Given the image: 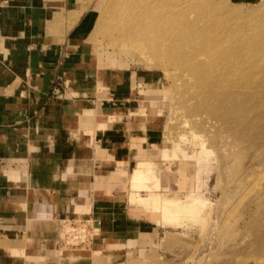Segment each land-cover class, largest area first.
<instances>
[{
	"label": "crops",
	"instance_id": "0c3cea01",
	"mask_svg": "<svg viewBox=\"0 0 264 264\" xmlns=\"http://www.w3.org/2000/svg\"><path fill=\"white\" fill-rule=\"evenodd\" d=\"M94 4L0 0V264H114L118 238L149 237L103 177L128 179L161 135L131 72L100 67ZM70 221L97 224L89 249L64 242Z\"/></svg>",
	"mask_w": 264,
	"mask_h": 264
},
{
	"label": "rangeland",
	"instance_id": "374dc122",
	"mask_svg": "<svg viewBox=\"0 0 264 264\" xmlns=\"http://www.w3.org/2000/svg\"><path fill=\"white\" fill-rule=\"evenodd\" d=\"M94 1L97 11L94 28L98 25L102 33L98 32L96 42L88 41L94 54L97 53L98 63L102 68L131 72L133 76L129 80L134 84L135 103L149 107V117L157 121L161 135L158 146L151 148L159 147L167 154L151 159L149 164L156 179L148 185L150 191L158 194L157 205L142 203L138 193L147 191L130 188L127 178L103 177L121 182L118 190L123 188L127 193L133 216L127 219V229L144 224L148 229L145 236H149L145 241L136 236L118 238L121 245L117 249L129 250H117L114 264H264V73L256 74L259 78L256 94L251 88L243 89L244 93L254 94L247 99L253 100L258 95L255 101L259 103H245L251 110L250 122H255V126L248 127L249 123L243 122L245 132L230 135L220 121L213 120L207 108L209 98L200 95L199 88L187 82V77L184 84L172 67L157 68L128 46L109 43L108 37L116 32L111 18L115 10L108 9L104 0ZM224 3L228 9L240 10L245 17L229 18L231 23L237 21L242 25L235 40L248 36L261 38L264 28L257 25L264 22V0H225ZM216 6L220 5L216 2ZM217 11L223 14L221 9ZM259 63L264 68V60ZM166 69L170 72L167 75ZM57 90L58 96L61 95L63 90ZM251 114H255L254 120ZM162 160L169 161L168 168H159ZM136 162L137 157L131 168L137 166ZM129 196L137 200L130 201ZM160 200L171 201L175 206L179 200L177 205L184 204L187 209L177 213L163 211ZM191 206L194 209L190 211ZM62 229L65 243L88 249L93 243L94 235L86 223L70 221Z\"/></svg>",
	"mask_w": 264,
	"mask_h": 264
},
{
	"label": "bare ground",
	"instance_id": "6f19581e",
	"mask_svg": "<svg viewBox=\"0 0 264 264\" xmlns=\"http://www.w3.org/2000/svg\"><path fill=\"white\" fill-rule=\"evenodd\" d=\"M104 2L108 9L115 10L111 18L115 22L116 32L112 37H108L109 43L128 46L138 55L140 53L144 56L148 64L152 62L151 65L157 68L172 67L184 84L186 83L184 77H187V82L199 88L200 95L204 94L205 99L209 98L207 108L213 115V120L220 121L230 135H242L246 130L243 122L249 123L248 127L250 124L252 127L255 126V122H250L251 110L245 103L248 105L254 103L258 95L254 96L253 100L247 99V96L253 97L254 94L244 93L243 89L251 88L255 94L257 92L254 91L258 83L256 74L264 73V68H261L259 63L264 60V34L257 39L248 36L240 41L235 40L241 33V24L237 21L231 23L229 18L236 20L245 18L240 10L228 9L225 0H104ZM216 2L220 5L219 8ZM218 9L222 10L223 14L220 13L222 15L217 13ZM257 26L264 28V22H259ZM98 28V25L93 27L90 42H96L98 32L102 33ZM146 54L149 56L146 57ZM169 73L166 69L165 74ZM158 91L153 90L156 93ZM252 119L254 120V116ZM228 133L226 134L229 135ZM159 155L167 156L163 149L142 152L138 156V165L128 177L130 188L137 187L147 191L145 194L138 193V197L146 205L158 204V194L150 191L148 182L156 179L155 171L149 164L152 162L151 159ZM162 161L159 168H168L169 161ZM129 199L137 200L131 196ZM170 202L160 200V209L171 213L187 209L180 202V205H177L178 203L173 201L176 206ZM191 209L192 206L190 211ZM92 226L95 227L92 230L93 235L97 224L93 222Z\"/></svg>",
	"mask_w": 264,
	"mask_h": 264
}]
</instances>
